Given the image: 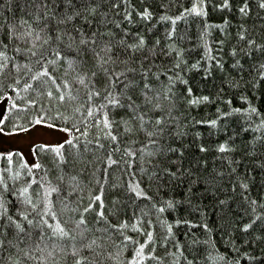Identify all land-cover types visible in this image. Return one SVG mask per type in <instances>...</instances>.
<instances>
[{"label": "trees", "instance_id": "obj_1", "mask_svg": "<svg viewBox=\"0 0 264 264\" xmlns=\"http://www.w3.org/2000/svg\"><path fill=\"white\" fill-rule=\"evenodd\" d=\"M29 2L0 0V25H5L0 37L8 45L0 57V64L7 65L0 71V119L5 120L0 128L20 129L37 120L69 127L75 133L69 139L75 147L62 143L60 151L67 163H60V157L47 150L55 146L35 144L36 163L43 167L31 172L19 152L0 149V193L7 186L15 196L6 194L5 200L11 199L16 205V197L28 188L25 196L31 203L16 206L34 222H41L43 217L53 226L32 228L10 206V214L25 232L18 234L14 227L3 229L0 264H76L77 260L83 264H127L140 244L147 242L141 232L149 231L154 242L137 258L139 264H264V9L258 6L260 0H248L246 15L239 11L245 0H228V7H223L224 0H85L79 6L81 15L74 23L87 30L85 18L92 21V27L103 33L96 38L98 46L107 42L116 47L120 40L127 45L138 44L143 38V51L157 54L154 62L142 69L149 73V97L160 104L158 109H144L153 119L148 131L155 132V144L148 143L142 132L124 134L113 143L105 138L107 130L102 126H91L86 111L91 81L86 78L84 85L79 83L87 69L69 68L63 59L54 66L46 64V60L56 59L58 46L63 55L74 54L55 40L44 43L48 35L44 25L57 26L59 16L52 19L51 13L29 7ZM93 8L95 11L90 10ZM145 10L151 14L148 19L142 18ZM21 21L27 23L21 25ZM8 24L17 26L18 35L31 33L29 43L20 44L23 54L14 50L19 41L9 42L5 36ZM125 31L129 33L126 36ZM37 34L41 39H36ZM32 51L37 55L32 56ZM41 52L45 53L43 60ZM127 55L139 57L141 52L129 48ZM45 67L55 83L47 76L32 79ZM128 67L137 69L133 79L140 81V87L134 95L142 103L141 66L136 63ZM169 89L171 95L165 99ZM61 95L65 97L63 102L59 100ZM250 107L261 115L249 114L246 110ZM233 109L241 112L226 115ZM109 115L119 120L127 112L109 109ZM156 118L162 121L159 129L154 123ZM95 119H102V113ZM213 120L217 121L215 127L211 126ZM130 126L138 128L139 122L114 125L113 130L119 135ZM98 136L105 145L103 149L96 146ZM222 144L226 146L224 153L219 152ZM201 147L206 151H200ZM114 148L120 150L113 152ZM125 150L136 155L130 156ZM110 152L119 163L105 176ZM181 154L183 167L202 176L194 190L197 195L192 197L187 193V181L150 179L153 165L175 171V165L165 162L178 160ZM128 163L132 164L130 170ZM141 166L147 171L141 172ZM34 180L40 183L34 184ZM136 180L152 201L128 193L129 183L135 185ZM116 184L122 187L113 188ZM52 188L59 191L51 192ZM117 192L126 203L113 204ZM101 194L104 209L99 208V201L93 203L94 197ZM220 200L227 203L220 205ZM167 201L178 203L163 214L152 207L153 202L159 207L166 206ZM90 204L96 211H104L111 223L128 222L124 234L138 243L113 235L111 228L104 231L107 223L96 222V211H84ZM114 208L120 209L119 218L112 215ZM46 209L55 214V220L44 215ZM82 217L84 224L79 223ZM252 221L256 223L245 232V225ZM57 222L67 236H61L58 230L53 232ZM132 224L137 230L131 228ZM189 224L201 226L190 229ZM93 240L97 243L91 244ZM220 256L227 259L221 260Z\"/></svg>", "mask_w": 264, "mask_h": 264}, {"label": "snow or ice", "instance_id": "obj_2", "mask_svg": "<svg viewBox=\"0 0 264 264\" xmlns=\"http://www.w3.org/2000/svg\"><path fill=\"white\" fill-rule=\"evenodd\" d=\"M85 0H30L29 7H35L37 10H43L46 13H51V18L55 19L57 16H59V19L57 20V26L53 27L49 24L44 25L43 31L46 32L47 39L44 41V43H49V41H57L58 45L63 46L64 49L67 50L69 54L74 55H63L61 52V48L58 46L57 49L54 51V55L56 57L55 60H46L47 65H56L57 62L61 59L65 60L68 63L69 68L75 69V68H81V69H87V71L84 72V76L79 80V83L81 85L85 84L86 78L90 79L91 81V87L88 92V104L90 105L86 111H87V117L92 120V127H101L105 130H107L105 138L110 139L113 143H117L121 137L124 134L133 135L135 133H144L148 137V143L155 144L156 140L153 138L155 136V132L148 131V126L153 123V119L148 116V112L144 111V109H158L160 108V104L153 103V100L151 97H149L148 93L152 91L150 84L148 81L149 73L147 71H143V67L146 64L153 63L154 57L157 55L154 51L149 50L147 52L143 51L144 46V40L143 38H140L138 44H131L127 45L125 44L124 40H120L118 42V46L114 47L110 43H105L103 46H98L97 37L102 36L103 33H100L98 29H95L92 27L93 22L90 20H87L85 18V22L88 23L89 28L85 30L83 25H76L74 21L80 17L81 15V9L79 6H82L84 4ZM259 8L264 9V0H260L259 2ZM223 7H228V0H224ZM91 11H95V9H90ZM195 11V9H193ZM239 11L242 14H247L248 12V0H245V5L239 9ZM199 14V13H197ZM150 13L145 10L142 13L143 19L150 18ZM125 19L128 20L129 17L125 16ZM24 23H27L26 21H21V25ZM175 23V21H173ZM59 25H64V27L61 29ZM70 25V26H69ZM5 25H0V29H3ZM116 27H120V24H117ZM18 28L14 24H8L7 25V31L5 33V36L7 37L9 42H15L19 41V43L16 44L15 51L18 54H23V49L20 48V44L27 45L29 43L28 36L31 35V33L28 34V36H21L18 35ZM89 33H91L89 35ZM129 33L125 31L124 35H128ZM65 38H67V43H65ZM36 39H41V36L37 34ZM243 39V37H241ZM159 43V41H157ZM91 44V47L89 45ZM8 47L7 44L4 43V37H0V57L4 56V50ZM33 47L35 45L33 44ZM129 48L133 49V51H140L141 55L139 57H133L127 55ZM32 56H36L37 53L35 51L31 52ZM41 60L44 59L45 53L41 52ZM161 55H167V53H161ZM6 59V57H5ZM41 61L38 60L37 63H40ZM138 63L141 66L140 76L141 79L144 81L143 88H142V103L138 102L137 97L134 95V91L136 88L140 87V81H135L133 79V75L137 72L136 68H129V64H136ZM239 65V62H237V66ZM6 64H0V71L4 67H6ZM261 67H264V65H261ZM90 74V75H89ZM42 76H47L49 79L52 80L53 83H55V79L51 76V74L48 72L47 67L44 68V70L38 75L33 76L32 79L38 80ZM157 79H159V76H157ZM171 79V78H169ZM47 81H44L46 83ZM65 86L67 84L65 83ZM189 92L191 90L189 89ZM50 96L52 95L51 92L48 93ZM171 95V89H169L168 94L165 95V99L168 98V96ZM74 99V97H73ZM205 100L208 98L205 97ZM59 100L63 102L65 100V97L63 95L59 96ZM99 100L100 102L97 104L96 101ZM109 109H111L112 112H115L117 109H122L127 112L126 117H121L119 120L115 118V116L109 115ZM79 111V109H77ZM249 114H256L261 115L258 113L257 109L254 107H250L246 110ZM240 109H233L232 113H228L226 115H232L235 113H240ZM102 113V119H95L96 116ZM6 119V117H5ZM262 124L261 126H264V116L261 117ZM139 122V127L135 128L134 126L125 127L124 133L117 134L114 132L113 127L114 125L123 124V125H130L133 122ZM5 122L4 119H0V125H3ZM40 121L37 120V123ZM155 125L159 129V126L161 125L162 121L160 118H156L154 120ZM217 121L213 120L211 121V126L215 127ZM79 131V129H77ZM248 129H244V131H247ZM257 129H254L253 131H256ZM0 131H2V128H0ZM162 131V129H161ZM84 135H87V133H84ZM100 138L97 137V147L100 149H103L105 145L103 143L99 142ZM132 143H137L138 141L133 140ZM66 144L72 145V140H68L65 142ZM88 143H91V141H88ZM47 148V146H45ZM64 148V144L48 148V151L56 153L57 156L60 157V163H67L66 158L64 157L63 153L60 151V149ZM88 150L87 147L85 149ZM119 148H114L113 152L119 151ZM126 153L130 156H135L136 152L131 150H125ZM171 152H175V149H169ZM200 151H206L205 148L201 147ZM226 151L225 145L219 146V152L224 153ZM141 155H143V150H140ZM149 155H152V153H149ZM108 159L110 163L108 164V167L104 169L105 176L109 175L108 169L112 168L113 165H117L119 162L115 159H112V153H109ZM165 163H170L171 165H175V171H172L169 167H161L159 164L153 165V172L151 174L150 179L153 180H162L165 177H167L168 182L173 181H179V182H188V188L187 193L189 197L197 195L195 193V188L198 184L202 182V176L201 174H194L189 169H186L182 165V154L181 158L178 160H171L167 161ZM27 167V165H25ZM43 167L40 163H36L28 168L29 172L32 171L33 168L39 170ZM132 168V164L128 163V169L130 170ZM141 172H146L147 170L141 166L140 169ZM94 175V174H93ZM63 179V177H61ZM75 179V177H73ZM132 179L135 180V173H132ZM34 184H39V181H33ZM31 187V186H29ZM121 185H113V188H121ZM243 187L247 188V185H243ZM58 188H52L51 192H58ZM128 193H134L136 199H145L148 201H152V197L149 196L146 192H144L142 189H140V181L136 180L135 185H133L131 182L128 185L127 189ZM28 192V188H25L23 192L19 193V196L16 197V205H23L31 203V200L25 196V194ZM207 192V189H205V193ZM12 195L15 196V193L7 188V186L4 187V192L0 193V236L4 235L3 229L6 228H12L14 227L17 230V233H24L25 229L22 227V225L17 222L14 219V216L10 214L11 207L16 208V213L27 222L29 226L32 228L40 227L41 229L43 226H47L48 228H53V226L48 222V220L43 219L41 217V222H34L32 219H29L27 215L23 214L20 211V208L13 204V201L11 199L5 200V195ZM103 194V193H102ZM102 194L96 195L94 197L93 203L99 201V208L104 209L105 205L102 200ZM204 193H201L200 195H203ZM71 195V193H69ZM20 197H25L23 200L20 199ZM116 199L113 200V204H121L126 203V201H122L120 199V193H116ZM245 200H247V197H244ZM178 202L176 201H167L166 206H157L156 203H152V207L157 208V210L163 214L164 212L168 210H173ZM227 202L224 200H220V205H225ZM251 203L255 204V201H251ZM189 204H191V200L189 199ZM11 206V207H10ZM264 206V205H262ZM85 212L89 211H96L93 209L92 205L90 204L88 207L84 209ZM120 209L114 208L112 215L119 218ZM147 215V213H144ZM44 215H50L53 220L56 219V216L54 213H51L49 209L45 210ZM135 215V213H133ZM257 219H260L259 217ZM105 222L107 223V228L103 229L104 231H107L108 228H111L113 230V235H119L123 236L125 241H129L131 243H138V241L132 240L131 237L124 234L123 229L128 228L129 224L128 222L123 223H111V221L108 220V217L105 215L104 211H96V222ZM80 224L85 223V219L82 217L79 221ZM151 222H149L150 224ZM179 223V222H178ZM185 224H188L187 221L184 222ZM256 221H252L248 225H245L244 231L247 232L249 228L255 224ZM190 229L200 227L201 225H188ZM205 230H208V225L204 224L202 225ZM131 228L133 230H137V225L132 224ZM59 231V234L61 236H67L68 233L60 226L59 222H57L56 227L53 229V232ZM168 232L171 234L172 232V226L168 225ZM194 234V233H193ZM31 234L29 233V236ZM141 235L147 236V242L145 244H140L139 248L134 251V255L131 258V260L127 261V264H139V260L137 259L142 254H144V249L148 244H151L154 242L153 233L151 231L149 232H141ZM185 235H189V233H185ZM96 240L91 241V244H96ZM91 244H83L82 247H91ZM0 247H3V240L0 239ZM154 251V249H153ZM75 255V252L73 253ZM209 255H211L209 253ZM148 258L151 259H157V257L149 256ZM219 259L226 260V256H220ZM76 264H83L82 260H77ZM188 264H193L192 261H189ZM235 264H239L238 261L235 262Z\"/></svg>", "mask_w": 264, "mask_h": 264}, {"label": "rangeland", "instance_id": "obj_3", "mask_svg": "<svg viewBox=\"0 0 264 264\" xmlns=\"http://www.w3.org/2000/svg\"><path fill=\"white\" fill-rule=\"evenodd\" d=\"M74 134L69 127L49 122H34L20 129L0 131V149L7 152L16 150L31 167L36 164L35 144L58 146L71 139Z\"/></svg>", "mask_w": 264, "mask_h": 264}, {"label": "bare ground", "instance_id": "obj_4", "mask_svg": "<svg viewBox=\"0 0 264 264\" xmlns=\"http://www.w3.org/2000/svg\"><path fill=\"white\" fill-rule=\"evenodd\" d=\"M54 122V121H53Z\"/></svg>", "mask_w": 264, "mask_h": 264}]
</instances>
